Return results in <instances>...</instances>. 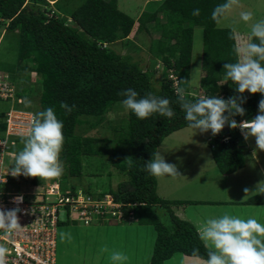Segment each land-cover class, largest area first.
<instances>
[{
  "label": "trees",
  "instance_id": "trees-1",
  "mask_svg": "<svg viewBox=\"0 0 264 264\" xmlns=\"http://www.w3.org/2000/svg\"><path fill=\"white\" fill-rule=\"evenodd\" d=\"M224 2L163 0L160 4L167 23L159 39L152 41L148 50L159 53L160 60L175 70L179 79L178 88H184L186 94L189 91V83L185 80L189 81L193 28L197 26L202 28L201 68L204 76L201 89L205 97H221V92L225 93L221 97L225 100L232 96L226 84H219L224 75V64L234 63L237 59L233 52L235 41L229 39L232 29L218 28L211 19L213 9ZM194 9L200 10L199 16L192 15ZM69 16L74 25L36 10L26 0H0V18L7 21V29L16 34L18 41L14 62H2L6 65L0 71L7 73L16 85L17 80H29V71H36V82L41 86L37 113L52 107L57 118L63 122L64 144L60 160L67 176L74 178L81 175L83 156L103 155L108 151L106 146L109 143V139L76 135V126L86 123L88 128H96L103 122L106 110L124 99L118 93L128 88L134 89L139 97L151 92L169 99L175 113L171 119L153 114L148 119L140 120L127 110L126 119L123 118L119 125H115L118 129L115 140L124 150L114 154V165L121 171H127L130 179L118 183L117 190L110 188L107 192L112 193L117 200L136 202L138 224L151 225L157 230L150 264H161L178 252L207 260V250L196 228L187 220L180 219L173 211V205L182 201H169L158 196L156 178L145 171V164L163 139L176 130L188 127L185 113L176 102L177 93L171 81L164 75L155 83L154 71L143 68L138 59L129 53L120 54L110 46L111 43L127 38L134 24L132 17L118 9L115 0H74ZM251 42H255L254 38ZM29 62L34 65L31 67ZM25 70L28 72L22 79ZM35 88L34 85L32 88L20 89L16 96L31 100ZM243 97L245 115L231 117L236 121L250 118L259 109V101L264 98L259 93L251 94L250 97L243 94ZM61 102L75 107L67 113L60 107ZM4 126L0 123L1 134ZM228 134L230 139L227 142H219V135L209 142L212 158L223 174L235 172L245 163L237 147V136L231 132ZM21 140L16 139L15 145L9 147L13 154L18 153L16 147ZM127 155L132 157L131 166L124 162ZM121 157H124L122 161ZM60 180L63 182L65 178ZM42 183L38 177L9 175L8 183L2 186L21 192L40 187ZM74 187L75 184H72V189ZM254 198L248 199L247 203L255 202ZM160 209L164 210L166 223L160 222L156 212ZM195 249L199 251L195 252Z\"/></svg>",
  "mask_w": 264,
  "mask_h": 264
},
{
  "label": "rangeland",
  "instance_id": "rangeland-1",
  "mask_svg": "<svg viewBox=\"0 0 264 264\" xmlns=\"http://www.w3.org/2000/svg\"><path fill=\"white\" fill-rule=\"evenodd\" d=\"M57 1L58 11L50 9L45 0H26V3L35 7L36 10L43 11L44 13L46 12L48 15H54L58 20L66 24L74 25L71 20H68L70 19L69 10L73 7L74 0ZM115 1L117 4V0ZM132 1H120V10L135 13L143 0ZM52 11H54V13ZM241 12H251L253 14L252 21L247 23L244 22L241 19ZM261 19H264V0H239V5L234 6L232 11L216 26L218 28H235L242 41L251 42V24ZM6 26L7 22L0 18V68L6 65L2 64V62H14L16 58V48H18L16 34L8 30ZM131 37L132 39L129 42L125 43L123 40H120L121 42L119 41V43L113 44L112 47L121 54L129 53L135 59H138L143 68H152L153 65L161 59V55L148 51L147 38L144 41L145 44H143L138 40V36L134 34V32L131 34ZM192 44V67L191 69L189 68V73H191L190 79H192L193 76V81H196L202 70L200 66L202 56L201 28L196 27V29L193 30ZM157 63H159V61ZM31 65L33 66L34 64ZM196 68H199L198 73H193ZM165 71L166 68H162L157 75L155 74V83H158L163 76L166 75L167 71ZM34 78L37 81V76H34ZM37 82H32L33 86L35 85L36 88L33 92V94H35L31 97V100H22V105L20 106L21 108L33 109L36 113L39 110L38 95L41 92V86L37 85ZM229 83L231 84L229 86L226 85V87L233 91L234 95L235 85L231 81H229ZM219 84L224 86L221 81ZM198 87H200L199 89L201 90V86ZM199 89L196 90L195 94H187H190L189 96L193 98L205 97L202 90L199 92ZM224 94V92H221V97ZM250 96L251 94L247 97ZM25 101H31V107H25ZM7 109L8 101L0 99V113L5 112ZM258 111L259 109L254 112L253 116H256ZM109 113H111V116ZM126 114L127 110L123 108L121 102H116L106 110L103 122L96 128L90 129L87 127L88 125L86 123L76 126L74 131L76 135L89 136L96 139H109V143L106 146L108 151L103 155H84L82 158L81 175L76 177L75 180H73L74 177L67 176L66 169L63 166L64 171L60 177L65 178V181L60 182L62 188L67 189L69 186L72 187V184H75V190L82 189L95 196V194L107 192L110 188L111 190H117L118 183L130 179L127 171H121L114 165L116 161L114 154L124 150L121 148V144L115 140L118 131L115 125H119L118 123L123 118L125 120ZM229 129L230 132L234 134V129L230 127ZM235 135L238 136V134ZM241 135L242 134L237 138L238 141L242 142L240 144L249 141V143L256 145L254 137H249L248 140H245ZM206 136L207 133L196 132V130L189 127L181 128L167 135L156 150L164 156L166 162L174 164L178 171V174L175 176L166 175L158 179L156 178L157 188L159 190L157 191L158 195L170 200L180 199L184 201L187 207L186 210L192 212L198 210L210 213L215 204L214 202L217 200L236 201L240 198L246 199L256 193L255 191L258 190L259 184L264 183L263 177L260 176L250 185L249 179L252 178L251 180H253L255 177H258V170L256 172L254 165L248 166V164H246L243 167L244 169H239L237 172L233 173L231 178L228 177V179L223 178L219 173L214 174L215 171L212 168L214 166L213 161L208 159V157L210 158V153L208 151H211V144L207 142ZM20 147L22 150L23 144L21 141L16 147V150L21 151ZM13 152H15V150ZM256 152L260 155L261 162H264V151L257 148ZM16 154L15 152L14 155ZM123 159L124 157L120 158L121 161ZM246 160H249L250 164L254 162L250 155L246 157ZM9 162L10 161L7 163ZM6 167L7 169H11L12 165L6 164ZM53 180L56 179L48 181ZM245 189L248 191L246 192ZM25 190L21 192H25ZM183 198H187L189 202L183 200ZM237 206L239 205H234L235 208ZM174 209L179 211L175 206L173 207V210ZM234 211L236 210L232 209L231 212ZM60 219L63 220V223H60L56 230L55 264H111V261L108 259V253H101L100 251L106 244H108L107 246L110 250H119V248L124 245V249L121 248L119 251H126L125 254L129 257L127 264H146L148 261V257L146 256L150 253L149 241H140L138 246L134 247L131 241L133 235L130 233L131 230L129 229L128 233L119 230V233H117V231L107 234V231L103 228L107 226V224L83 225L79 222L64 221L66 217L63 213H60ZM128 223L133 222L128 221ZM62 233H69L71 238L65 237V239L62 240ZM112 235H115L117 240L112 238ZM132 246L136 249L132 248ZM175 255L182 257L184 254L175 253Z\"/></svg>",
  "mask_w": 264,
  "mask_h": 264
},
{
  "label": "clouds",
  "instance_id": "clouds-1",
  "mask_svg": "<svg viewBox=\"0 0 264 264\" xmlns=\"http://www.w3.org/2000/svg\"><path fill=\"white\" fill-rule=\"evenodd\" d=\"M238 5L239 0H225L224 3L213 9L211 19L219 25L234 6ZM52 12L54 13V11ZM192 15L199 16L200 10L194 9ZM240 15L246 23L253 19L251 12H241ZM48 16H52V14ZM250 35L255 42L242 41L236 29L231 30L229 39L235 41L233 52L237 59L236 62L225 63L223 66L225 83L233 82L235 91L240 95L231 96L227 100L217 96L189 99L190 94H186L184 88H177L176 102L185 113V120L189 128L200 133L211 132L213 137L208 138V143L214 141V136L220 134L227 124L228 132L219 135V142H227L230 139L228 134L230 127L234 129V134H238V136L242 134L245 140L254 137L257 148L264 151V98L259 101L258 114L252 120L250 119L253 115L239 121L231 118L245 115V108L242 107L245 102L244 93L253 95L259 93L264 96V19L251 24ZM29 63L32 64V62ZM198 71L199 68H196L193 73H198ZM31 73L33 74L29 73L30 76H37L36 71L31 70ZM33 82H36L35 78ZM185 82H193V76L190 81L185 80ZM12 83L18 92L20 89L13 81ZM118 95L124 97L121 101L123 108L134 113L140 120L148 119L153 114H159L168 119L175 115L169 99L158 97L151 92L146 93L144 97H139L134 89L128 88L120 91ZM6 101H8L9 108L10 101ZM25 107H31V101H25ZM60 107L70 113L75 105L69 107L66 102H61ZM109 115L111 116V113ZM226 136L228 140L221 141L222 137ZM21 143L23 148L15 155L14 165L10 172L13 177L21 175L26 178L38 177L45 182L58 179L62 175L64 169L60 153L64 144L63 122L57 118L54 108L48 107L44 111L36 113L30 130L26 137L22 138ZM124 162L131 166L132 157H127ZM145 171L157 179L166 175L175 176L178 174L176 166L166 162L164 156L158 151L153 152L152 158L145 164ZM245 191L248 190L245 189ZM258 191L264 192V183L258 185ZM22 201V196L14 198V203L19 204ZM19 211V208L7 211L0 209V229L9 235L21 229ZM156 212L160 217V222L166 223V217L163 215L164 210L160 209ZM196 230L200 241L207 250L208 258L204 264H264V224L255 218L243 219L225 213L221 217L208 218L206 221L198 223ZM65 237L71 238L69 233H62L61 239L63 240ZM100 251L108 253L111 264H127L129 261L128 255L124 252L110 250L107 245ZM194 251L198 252L199 249ZM6 252L7 249L0 245V264H5Z\"/></svg>",
  "mask_w": 264,
  "mask_h": 264
},
{
  "label": "built area",
  "instance_id": "built-area-1",
  "mask_svg": "<svg viewBox=\"0 0 264 264\" xmlns=\"http://www.w3.org/2000/svg\"><path fill=\"white\" fill-rule=\"evenodd\" d=\"M167 77L176 91L179 79L173 68L168 69ZM16 89L9 75L0 71V99L10 101L9 108L0 113V123L5 125L3 134L0 132V209L19 208L22 226L11 235L0 229V245L7 249L5 264H55L56 230L63 223L60 213L65 214L64 221L83 225L119 223L136 217L137 203L117 200L109 192L94 196L82 189L62 188L59 178L25 192L3 187L11 175L3 170L4 154L12 153L9 147L15 145L16 139L26 137L36 115L20 107L23 98L16 96ZM227 140V136L221 139ZM18 196L23 197L22 203H14Z\"/></svg>",
  "mask_w": 264,
  "mask_h": 264
},
{
  "label": "crops",
  "instance_id": "crops-1",
  "mask_svg": "<svg viewBox=\"0 0 264 264\" xmlns=\"http://www.w3.org/2000/svg\"><path fill=\"white\" fill-rule=\"evenodd\" d=\"M45 1H47V5L49 6L50 9H52V10L55 9V11H58L57 10V3H58L57 0H45ZM120 1H122V0H117V7H118L119 10L121 9L120 8ZM130 1H132V0H130ZM162 2H163V0H143L142 4L139 6V9L135 13H129L128 11H122L121 10L122 12H124L127 15H129L130 17H132L133 20H134V24H133L131 33L126 38V40L123 39V41L125 43L129 42L132 39L131 34H133V32H134V34H137L138 40L140 42H142L143 44H145L144 41L147 38V40H148V48H149L150 43L152 41H155V40L159 39L161 31H162L163 27L166 26V23H167L165 13L162 10H160V4ZM129 8H131V7H129ZM68 20H71V19H68ZM196 27L197 26H195L193 28V30L196 29ZM197 28H200V27H197ZM119 41L111 43L110 46L112 47L113 44H115L117 42L119 43ZM192 46H193V44H192ZM158 61H159V63H157ZM158 61L155 63V65H153L152 68L151 67L150 68L147 67L148 69H151L152 71H154V73L156 75H157V73L159 71H161L162 68H166V71L168 69L167 65L164 64L162 62V60H158ZM154 66H156V67H154ZM191 67H192V51H191L190 69H191ZM26 71L27 70H25L22 73V75H21L22 79H23V76L25 74H27ZM28 73L33 74V73H31V71H29ZM190 74L191 73H189V81L191 80L190 79ZM203 76H204V73L201 70V73H200L199 77L197 78V80L189 83V91H188V93H190V94L194 93L195 94L196 90L200 88L198 86H201V79H202ZM223 76L221 78V82L223 83V85L226 84L227 86H229L231 83H229V81L227 83H225V81L223 79ZM29 77H30L29 80H25V78H24L23 81H19V82L17 81V87L19 89H21V90L26 89V88H32L31 87V86H33V83H32L33 79L32 78H34V76L33 75H31V76L29 75ZM201 90L199 92H201ZM229 92L232 94V96H237V92L236 91L234 92L235 93L234 95H233V91L229 90ZM244 94L247 97L251 93H247L246 92ZM254 117L255 116H252V118L250 120H252ZM210 137H212V134H210V131H209V132H207L206 139L208 140V138H210ZM241 137L244 138V136H242V135H241ZM237 143L239 144V145L237 144L238 145V149L241 150V152H242V154L244 156V159H245L244 166L246 164H248V166L249 165H254V168H255L256 172L258 170V172H257V176L258 177H255L253 180H251L252 178L249 179L250 180V185L253 182H255V180L257 178H259L260 176H262L263 179H264V162H261L260 155H258L257 152H256L257 146L249 143V141L248 142H244L243 144H240L242 142L237 140ZM208 152L210 153V155H209L210 158L208 157V159L213 161V164H214V166L212 167L214 169V171H215L214 174L215 173H219L223 178L228 179V177L231 178L233 173H235V172H237L239 170L238 169L235 172L227 173V174L221 173L219 171L215 161L212 158L211 151H208ZM248 155H250V157L252 158V161H254L253 164H250L249 160H246V157H248ZM14 157H15V155H13V153H8L7 155H5V157H4V166H3V170L4 171H6L8 173L11 172L12 168L11 169H7L6 164H10L13 167V165H14ZM8 161H10V162L7 163ZM243 167H241L240 169H244ZM73 180H75V178ZM156 191H159L158 188H157V182H156ZM255 192L256 193L252 194V196H250V197L246 196L247 197L246 199L240 198L239 200H236V201L217 200V201L214 202L215 204H214V206H213V208L211 210L212 212H210V213H206V212L198 211V210H195L193 212L190 211V210H186L187 207L184 204V201H182V203L174 204L173 207L174 206L177 207L179 211H177L176 209H174L173 211L180 219L187 220L195 228L197 227L198 223L204 222L208 218L221 217L225 213H227V214H229L231 216H236V217H240V218H243V219L255 218L258 222H260L261 224H264V192H260L258 190H256ZM254 197H256V198H254ZM250 198H254L256 201L255 202H251V203H247V200L250 199ZM166 199L169 200V201H177V202L180 201L181 202L180 199L179 200H170L168 198H166ZM183 200H186V201L189 202V200L187 198H183ZM196 201L200 202L199 200H196ZM234 205H239V206H237L235 208ZM232 209H234L236 211L231 212ZM128 221H131L133 223H128ZM103 228L107 231V234H109L111 232L115 233L117 231H118L117 233H119V230H123L125 233H128V229L131 230L130 233L133 235V239H131V241L133 242V246L134 247H137L138 243L140 241H144V242L145 241H149L150 253H149V255L146 256V257H148L147 258L148 261L146 262V264H150V257H151V254H152L151 252L153 251V247L155 245L156 236H157V230L153 226H151V225H140L135 220V218H131V219H126V220H124L121 223L119 222V223L107 224V226H104ZM112 238L117 240V237H115V235H112ZM106 245H108V244H106ZM133 246H132V248H134ZM121 248L124 249V245H122L119 248V250ZM134 249H136V248H134ZM125 252L126 251H124V253ZM178 253H180V252H178ZM180 254H182V253H180ZM205 261L206 260H203V259H200V258H197V257L187 256L185 254L182 257L173 254L169 259L164 260L161 264H170V263L171 264H204Z\"/></svg>",
  "mask_w": 264,
  "mask_h": 264
},
{
  "label": "water",
  "instance_id": "water-1",
  "mask_svg": "<svg viewBox=\"0 0 264 264\" xmlns=\"http://www.w3.org/2000/svg\"><path fill=\"white\" fill-rule=\"evenodd\" d=\"M226 132H228V125L227 124L225 125L224 129L222 130V132L220 134L226 133ZM220 134H218V135H220Z\"/></svg>",
  "mask_w": 264,
  "mask_h": 264
}]
</instances>
